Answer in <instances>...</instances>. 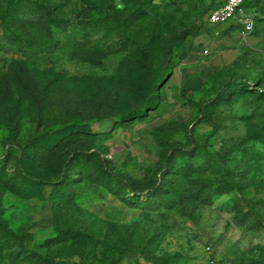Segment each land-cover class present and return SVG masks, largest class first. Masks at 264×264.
<instances>
[{
  "label": "rangeland",
  "instance_id": "obj_1",
  "mask_svg": "<svg viewBox=\"0 0 264 264\" xmlns=\"http://www.w3.org/2000/svg\"><path fill=\"white\" fill-rule=\"evenodd\" d=\"M41 1L42 54L0 20V264H264V79L221 88L264 50L209 33L225 0Z\"/></svg>",
  "mask_w": 264,
  "mask_h": 264
},
{
  "label": "trees",
  "instance_id": "obj_2",
  "mask_svg": "<svg viewBox=\"0 0 264 264\" xmlns=\"http://www.w3.org/2000/svg\"><path fill=\"white\" fill-rule=\"evenodd\" d=\"M16 2V5L14 6L13 3ZM255 4H251V0H245L243 4V9H255L259 8L261 5L262 0H254ZM40 3H43L41 0H10V3L7 6H4L2 9H0V20L6 19L8 22L6 23L7 26L5 27L8 32H10V38L15 39L16 44L20 45V42L27 44L31 49H33L35 54H42L43 49H47L51 45V41L54 38V32L52 31V28H60L59 21H61V16L58 14V8L51 7L47 9H42L40 7ZM216 9V8H215ZM214 9V10H215ZM255 21V29L252 32L255 35H258L259 32H257V26L259 18H254ZM221 26V25H220ZM219 26H215L214 28H209L208 31L210 34H215L216 31H218ZM30 30V31H29ZM29 31V32H28ZM12 39V40H13ZM11 45L14 44V42L10 43ZM243 52H249L251 49L249 47H243ZM26 49H21L20 52L25 53ZM170 55L172 60L175 61V63L180 62V57H178L175 52L174 48L171 47ZM210 70L207 67H203L200 70V74L203 78H206L210 74ZM172 70H169L166 72L167 76L172 75ZM258 70L256 68L252 67L250 69V75L248 76L247 81L243 82L240 81L237 78V74L232 71L231 73L227 72L225 73V80L221 84V88L226 87L228 84L241 85L242 83L247 84H260L261 81L264 79V74L258 76ZM264 73V72H263ZM174 77V76H173ZM261 77V78H260ZM170 81V80H169ZM158 93L156 95L157 99L158 96H164L165 97V90L166 88H171L176 94L178 93V85L177 82H173V84L170 85L168 81H161V83L157 84ZM185 92V90H184ZM185 95V94H183ZM206 106V103H202L200 105H197L195 110V113L192 117V122H196L199 120L201 114L203 113V110ZM169 107H175V104H169ZM141 113L150 114V113H159V115L162 114V108L159 106V101L157 100L156 103L147 102V104L144 105L143 109L140 110ZM71 125V124H69ZM69 125H56L47 130V134L57 133L60 131H63L66 129ZM72 125H83L82 121L75 120L72 122ZM102 151H105V149L102 148ZM45 264H61V263H55L50 260H45Z\"/></svg>",
  "mask_w": 264,
  "mask_h": 264
},
{
  "label": "crops",
  "instance_id": "obj_3",
  "mask_svg": "<svg viewBox=\"0 0 264 264\" xmlns=\"http://www.w3.org/2000/svg\"><path fill=\"white\" fill-rule=\"evenodd\" d=\"M260 15H263V12L259 8L245 10L244 13L238 14L235 19L219 26L215 34L222 39L236 40V43H239L241 47H249L251 50L257 51L264 50V37L253 33L245 35L243 26L244 22L249 19L264 17Z\"/></svg>",
  "mask_w": 264,
  "mask_h": 264
},
{
  "label": "built area",
  "instance_id": "obj_4",
  "mask_svg": "<svg viewBox=\"0 0 264 264\" xmlns=\"http://www.w3.org/2000/svg\"><path fill=\"white\" fill-rule=\"evenodd\" d=\"M245 0H225L224 4L213 10L208 18V23L216 26L223 25L236 18L238 14L244 13L243 4ZM244 34L249 35L255 29V21L249 19L244 22Z\"/></svg>",
  "mask_w": 264,
  "mask_h": 264
}]
</instances>
